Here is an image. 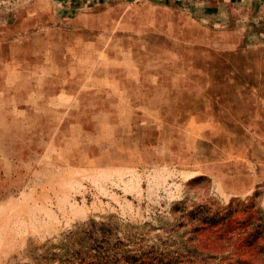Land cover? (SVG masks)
<instances>
[{
    "label": "rangeland",
    "instance_id": "374dc122",
    "mask_svg": "<svg viewBox=\"0 0 264 264\" xmlns=\"http://www.w3.org/2000/svg\"><path fill=\"white\" fill-rule=\"evenodd\" d=\"M59 1L0 20V264H264V25Z\"/></svg>",
    "mask_w": 264,
    "mask_h": 264
},
{
    "label": "crops",
    "instance_id": "0c3cea01",
    "mask_svg": "<svg viewBox=\"0 0 264 264\" xmlns=\"http://www.w3.org/2000/svg\"><path fill=\"white\" fill-rule=\"evenodd\" d=\"M41 1H43L41 3ZM49 1L50 0H45ZM44 0H0V20L5 19L7 16H16L20 9L26 11L32 10L33 3H46ZM59 1V0H58ZM83 5L89 0H78ZM92 1V0H90ZM95 1V2H94ZM97 0H93L92 3H96ZM119 1L127 0H101L102 4L110 3L114 4ZM136 1V0H134ZM141 1V0H139ZM151 1V0H145ZM60 2V1H59ZM100 2V1H99ZM157 3H170L176 6H189L194 11H197L200 17L207 19L210 16L209 13L222 14L225 11L235 12L236 14H245L246 17L257 21L259 24L264 25V0H154ZM218 17V16H216ZM28 19V18H27Z\"/></svg>",
    "mask_w": 264,
    "mask_h": 264
},
{
    "label": "trees",
    "instance_id": "16d2710c",
    "mask_svg": "<svg viewBox=\"0 0 264 264\" xmlns=\"http://www.w3.org/2000/svg\"><path fill=\"white\" fill-rule=\"evenodd\" d=\"M95 264H98L97 262Z\"/></svg>",
    "mask_w": 264,
    "mask_h": 264
}]
</instances>
